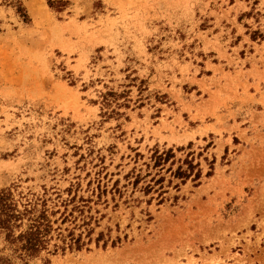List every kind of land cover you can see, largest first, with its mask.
I'll use <instances>...</instances> for the list:
<instances>
[{
    "label": "rangeland",
    "instance_id": "rangeland-1",
    "mask_svg": "<svg viewBox=\"0 0 264 264\" xmlns=\"http://www.w3.org/2000/svg\"><path fill=\"white\" fill-rule=\"evenodd\" d=\"M52 1L0 0V190L54 227L36 257L0 230V254L264 264V0ZM155 148L201 178L134 186Z\"/></svg>",
    "mask_w": 264,
    "mask_h": 264
},
{
    "label": "trees",
    "instance_id": "trees-1",
    "mask_svg": "<svg viewBox=\"0 0 264 264\" xmlns=\"http://www.w3.org/2000/svg\"><path fill=\"white\" fill-rule=\"evenodd\" d=\"M49 3L52 4L53 1L49 0ZM257 35L260 34L257 33ZM177 163L178 166L174 169ZM144 164L146 166L144 175L142 170L137 172L134 168L131 171V176L134 178L133 185L136 187L150 177L143 187L146 193H150L157 185H160V189L164 188L163 184L166 180L163 175L164 172L171 173V177L181 180V183H185L190 178L198 180L202 175L199 164L190 159V153L185 159L177 161L173 148L153 149L150 161ZM154 170L155 172H153ZM208 175H211V172H208ZM169 183L172 184L173 180H169ZM178 186L179 183L174 187ZM165 192L161 190L159 195L162 197ZM44 205L46 204L43 202V207L38 209L36 204L32 205V203L27 202L20 208L10 188L0 190V230L4 232L6 241L19 252L21 257H36L43 250L48 249L54 231L51 219L53 213L50 214ZM70 233L69 247L81 249L84 245L81 235L75 237L72 231ZM63 241L66 242V238ZM10 263V258L0 254V264Z\"/></svg>",
    "mask_w": 264,
    "mask_h": 264
}]
</instances>
